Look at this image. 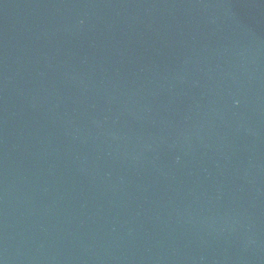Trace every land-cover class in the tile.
<instances>
[{"label":"water","instance_id":"1","mask_svg":"<svg viewBox=\"0 0 264 264\" xmlns=\"http://www.w3.org/2000/svg\"><path fill=\"white\" fill-rule=\"evenodd\" d=\"M0 264H264V0H0Z\"/></svg>","mask_w":264,"mask_h":264}]
</instances>
